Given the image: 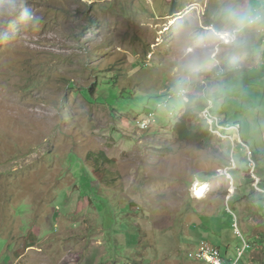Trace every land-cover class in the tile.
<instances>
[{
	"label": "rangeland",
	"instance_id": "1",
	"mask_svg": "<svg viewBox=\"0 0 264 264\" xmlns=\"http://www.w3.org/2000/svg\"><path fill=\"white\" fill-rule=\"evenodd\" d=\"M235 218L264 264V0H0V264L235 261Z\"/></svg>",
	"mask_w": 264,
	"mask_h": 264
},
{
	"label": "built area",
	"instance_id": "2",
	"mask_svg": "<svg viewBox=\"0 0 264 264\" xmlns=\"http://www.w3.org/2000/svg\"><path fill=\"white\" fill-rule=\"evenodd\" d=\"M211 112V108H210ZM214 122L217 123H226L222 119L217 118L214 116ZM238 125H236L237 128ZM228 128V124H227ZM235 132V131H232ZM249 164H252V161L249 162ZM233 170V168H228L226 171L223 173H226ZM234 229H235V234L241 239L242 242V248L238 250L237 253V259L235 261H228L227 259L224 258L221 250L216 247H212L208 244L202 243L199 245L197 248L194 250H197V257H190V260L196 261V262H206L208 264H241L242 260L245 256V253L250 250V242L247 241V239L243 236L239 225L237 218H235V223H234Z\"/></svg>",
	"mask_w": 264,
	"mask_h": 264
},
{
	"label": "trees",
	"instance_id": "3",
	"mask_svg": "<svg viewBox=\"0 0 264 264\" xmlns=\"http://www.w3.org/2000/svg\"><path fill=\"white\" fill-rule=\"evenodd\" d=\"M95 89H98L97 83L93 85V88L91 89L92 91H90V94H92ZM204 99L207 100V97H205V98L203 97V99L202 98L198 99V98H195V97H191V100L188 103H186V106L188 107L186 109V113H185V115L182 118H180L179 123H178V125L176 127V133H177V136H178V138L180 140H182V141L187 140L188 141L189 139H193V140L197 141V139L199 140L202 137L203 138H207V139L211 138L212 134L209 132L208 129H207V131L206 130L202 131L203 132L202 136H198L197 137V136L193 135L194 134L193 131H191L190 128L187 127V123H188V121L190 119V115L192 114V110H191L192 103H194V101H195L197 103L198 109L202 110V109L206 108V106L203 105V102L205 101ZM211 113H212V109H211ZM200 130L201 129H198V131H200ZM255 158H256L255 160H257V162H258L259 158H257L256 155H255ZM95 161H96V163H95L96 165L94 166V170H95L96 173H99V174H102L101 169H103V167L105 165H107V164L113 165L114 164L112 160L107 159V157H106V155L104 153H101L100 157H97L95 159ZM252 161L254 162L253 159H252Z\"/></svg>",
	"mask_w": 264,
	"mask_h": 264
},
{
	"label": "bare ground",
	"instance_id": "4",
	"mask_svg": "<svg viewBox=\"0 0 264 264\" xmlns=\"http://www.w3.org/2000/svg\"><path fill=\"white\" fill-rule=\"evenodd\" d=\"M208 119H209V121H210V123H211V127H217V128H220V129H223V126H221L219 123H217V122H214V118H212L211 116H208ZM222 127V128H221ZM223 132V131H222ZM252 163H253V161H252ZM251 167V166H250ZM252 170L254 169V165H252ZM197 187H198V185H197ZM208 190H209V188H208V186L207 185H205V186H203L201 189L199 188L198 189V191H197V193H195V196H196V198L197 199H200V200H202V199H204L205 198V196L207 195V193H208ZM192 255V254H191ZM193 257H197V252H195V254L193 255Z\"/></svg>",
	"mask_w": 264,
	"mask_h": 264
},
{
	"label": "clouds",
	"instance_id": "5",
	"mask_svg": "<svg viewBox=\"0 0 264 264\" xmlns=\"http://www.w3.org/2000/svg\"><path fill=\"white\" fill-rule=\"evenodd\" d=\"M232 171V170H231ZM230 175V174H229ZM198 184V183H197ZM197 184L195 185V191L197 192L198 191V188H197ZM197 189V190H196ZM195 192V193H196ZM238 221V220H237ZM234 223H235V219H234Z\"/></svg>",
	"mask_w": 264,
	"mask_h": 264
}]
</instances>
